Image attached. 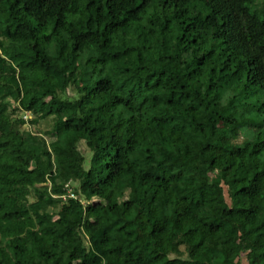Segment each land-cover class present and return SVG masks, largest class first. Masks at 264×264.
I'll use <instances>...</instances> for the list:
<instances>
[{"label":"trees","instance_id":"1","mask_svg":"<svg viewBox=\"0 0 264 264\" xmlns=\"http://www.w3.org/2000/svg\"><path fill=\"white\" fill-rule=\"evenodd\" d=\"M0 264H264V0H0Z\"/></svg>","mask_w":264,"mask_h":264},{"label":"rangeland","instance_id":"2","mask_svg":"<svg viewBox=\"0 0 264 264\" xmlns=\"http://www.w3.org/2000/svg\"><path fill=\"white\" fill-rule=\"evenodd\" d=\"M253 9V7H250V10H252ZM27 115V114H26ZM28 127V126H27ZM45 137L47 138V140L48 141H50L51 139L47 136V135H45ZM243 138H244V131H241L240 132V134H239V137L237 138V142H240V141H242L243 140ZM250 258H251V256H250Z\"/></svg>","mask_w":264,"mask_h":264},{"label":"built area","instance_id":"3","mask_svg":"<svg viewBox=\"0 0 264 264\" xmlns=\"http://www.w3.org/2000/svg\"><path fill=\"white\" fill-rule=\"evenodd\" d=\"M69 196H74V194L71 191H68Z\"/></svg>","mask_w":264,"mask_h":264}]
</instances>
